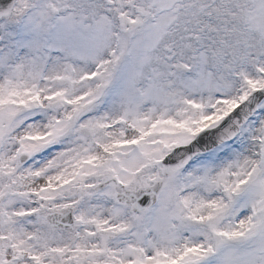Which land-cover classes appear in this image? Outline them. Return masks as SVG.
I'll return each instance as SVG.
<instances>
[{
    "label": "snow or ice",
    "instance_id": "obj_1",
    "mask_svg": "<svg viewBox=\"0 0 264 264\" xmlns=\"http://www.w3.org/2000/svg\"><path fill=\"white\" fill-rule=\"evenodd\" d=\"M0 264H264V0H0Z\"/></svg>",
    "mask_w": 264,
    "mask_h": 264
}]
</instances>
